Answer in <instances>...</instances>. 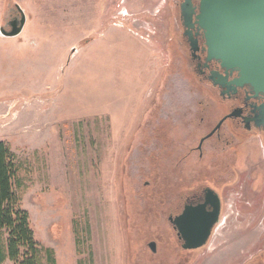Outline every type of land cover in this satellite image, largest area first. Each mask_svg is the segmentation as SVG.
I'll list each match as a JSON object with an SVG mask.
<instances>
[{
    "label": "rangeland",
    "instance_id": "1",
    "mask_svg": "<svg viewBox=\"0 0 264 264\" xmlns=\"http://www.w3.org/2000/svg\"><path fill=\"white\" fill-rule=\"evenodd\" d=\"M166 1L0 0V27L15 4L26 18L19 36L0 35V142L40 264L44 250L55 264L264 260L263 147L253 137L197 161L220 114L169 44ZM181 175L222 182L220 221L190 252L147 199Z\"/></svg>",
    "mask_w": 264,
    "mask_h": 264
},
{
    "label": "flooded vegetation",
    "instance_id": "2",
    "mask_svg": "<svg viewBox=\"0 0 264 264\" xmlns=\"http://www.w3.org/2000/svg\"><path fill=\"white\" fill-rule=\"evenodd\" d=\"M166 2L168 17L171 21L168 27L169 44L179 51L181 58L186 61L188 71L195 77L198 84L211 94V105L215 103L211 112L216 109L220 114L216 121L208 123V131L200 137L192 150L197 155V161L209 158L208 161L211 163L215 159V155L212 154L214 151L223 153L226 149L230 151L233 147L238 150L241 143L253 137L261 142L264 151V96L257 93L251 85L236 86L234 81L239 78L237 72L222 68L220 63L213 59L208 60L205 32L197 21L199 0H167ZM16 17L17 13L14 9L9 11L4 18V24ZM6 30H9V27ZM208 135L210 136L207 137ZM209 140H212L213 147L205 150L204 144ZM228 167L230 164L224 166L222 171ZM220 184L222 182L219 178L211 179L210 175L205 178L192 177L188 181H185L181 175L175 183L167 181L161 184L163 188L160 190L159 199L151 200L147 197L156 211L157 220L164 218L167 224V227L162 228H169L172 231L182 250L184 243L178 235V230L174 228L173 220L181 216L186 207L195 208L205 204L204 211L207 214L211 213V191L218 196L222 209L221 194L217 190ZM168 194L171 195L168 196ZM149 209L152 208L149 207ZM152 242L155 243L157 252V240L151 238L146 245L148 247V244ZM156 252L151 253L156 254ZM260 253L264 257V250Z\"/></svg>",
    "mask_w": 264,
    "mask_h": 264
},
{
    "label": "water",
    "instance_id": "3",
    "mask_svg": "<svg viewBox=\"0 0 264 264\" xmlns=\"http://www.w3.org/2000/svg\"><path fill=\"white\" fill-rule=\"evenodd\" d=\"M14 8L17 17L0 27V35L5 38L19 36L26 24L23 10L17 4ZM197 21L205 32L208 60L213 59L222 68L237 72L236 86L251 85L264 96V0H199ZM206 201L208 203V197ZM204 207L205 204L186 207L183 214L173 220L184 243L183 250L205 247L220 221V201L212 191L211 213L207 214ZM148 248L156 252L154 242L148 244Z\"/></svg>",
    "mask_w": 264,
    "mask_h": 264
},
{
    "label": "trees",
    "instance_id": "4",
    "mask_svg": "<svg viewBox=\"0 0 264 264\" xmlns=\"http://www.w3.org/2000/svg\"><path fill=\"white\" fill-rule=\"evenodd\" d=\"M16 173L8 147L0 142V264L5 261L40 264L43 251L34 241L28 214L20 208L19 198L13 190ZM3 235H6L5 242H2ZM44 252L46 264H55L52 252Z\"/></svg>",
    "mask_w": 264,
    "mask_h": 264
}]
</instances>
